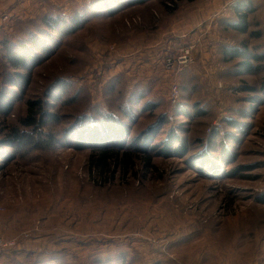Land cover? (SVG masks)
I'll return each instance as SVG.
<instances>
[{
    "label": "rangeland",
    "instance_id": "374dc122",
    "mask_svg": "<svg viewBox=\"0 0 264 264\" xmlns=\"http://www.w3.org/2000/svg\"><path fill=\"white\" fill-rule=\"evenodd\" d=\"M205 1L180 3L172 14L161 0L110 17L103 6L93 8L82 28L35 68L22 104L15 106L9 119L24 115L25 100L44 95L52 79L66 76L67 97L76 101L66 106L56 101L58 116L76 114L88 99L105 100L131 126L119 111L124 95L117 93L143 83L152 89L159 77L164 82L158 90L161 94H154L156 105L138 115L130 127L132 136L164 113L169 114L170 124L158 130L153 144L163 140L171 125H182L188 134L181 136L189 140L196 134L229 131L222 120L232 118L244 129L237 145L228 142L231 163L200 169L199 161H192L197 147L185 141L187 155L154 157L158 171L146 172L135 160V172L124 176L119 169L104 183L89 172L92 150L80 149L84 143L67 141L60 133L68 119L54 128L58 141L48 150L19 153L0 141V237L15 241L6 251L11 254L6 261L33 264V256L39 261L49 253L59 258L53 264H102L107 254L111 261L116 259L115 264L121 260L124 264H264V103L253 107L254 102L247 101L256 95L242 92L247 85L258 88L264 73L233 75L236 69L229 71L231 65L221 61L218 49L205 47V42L237 47L245 41L250 51L256 48L260 53L264 35L250 39L230 25L225 27L223 22L235 17L236 1ZM86 2L0 0V37L13 38L17 33L25 37L26 31H35L34 22L50 5L60 9L63 5L71 12ZM20 20L22 24L14 26ZM248 25L264 33V12L248 13ZM189 49L190 67L166 78L163 68L168 57L160 60ZM117 78L121 82L116 84ZM172 82L180 87L175 103ZM198 102L204 115L189 119L184 114L191 115ZM134 107L133 111L138 109ZM233 168L242 170L233 172ZM24 257L27 260L22 261Z\"/></svg>",
    "mask_w": 264,
    "mask_h": 264
},
{
    "label": "trees",
    "instance_id": "16d2710c",
    "mask_svg": "<svg viewBox=\"0 0 264 264\" xmlns=\"http://www.w3.org/2000/svg\"><path fill=\"white\" fill-rule=\"evenodd\" d=\"M43 1L48 2V0ZM148 1L150 0H87L84 5L78 6L71 12L65 11L63 5L61 6L62 9H60L54 4L47 8V12L40 15L37 22H34L36 25L34 26L35 31H26L25 37H21L18 33L13 35V38L6 34L0 37V133L2 137L0 141L2 144L19 153L48 150L58 141L54 128L56 126L58 128L63 119H68V125L62 128L60 133L64 135L67 141L84 143L83 146L80 145V149L89 147L92 150L88 157L89 172L90 174L95 173L97 178L104 183L109 182L110 178L112 179L114 173H117L119 169H121L124 176L129 172H135V160L139 161V165L146 172L158 171L152 162L154 157H159L164 153H170L173 156L183 153L187 155L188 150L185 141H187L188 145L194 144L197 147L196 152L192 154V161H199L198 166L201 165L200 169L206 168L209 170L212 166L217 169L215 163L216 165L220 163H223L224 166L229 165L231 161L227 160V158L230 156L231 151L228 150V142L232 143V145H237L239 135L243 134L244 129H240L232 118L222 120L228 126L229 131H212L201 136L196 134L189 140H185V136H181L182 134H188L182 125L175 127L171 125L166 128L163 140L153 144V140L159 135L158 130H161L166 124H170L169 114L164 113L156 119L155 125L152 123L148 124L142 127L138 135L132 136L130 127L135 126L138 115L141 116L144 113L151 112L156 105L154 94H161L154 85L151 86L152 89H149L143 83L141 87L138 85L130 87L132 90H128L124 94L117 93L119 96L124 95V102L122 103L125 104L120 106L121 109L119 108V111L123 112L124 118L128 117L126 120L131 126L125 124V119L120 120L117 116L118 112H113L109 109L108 101L105 100L97 102L88 99L85 101L84 107L76 111V114L68 115L66 118L58 116L57 111L54 110L56 101H60L63 106L76 101L75 98L69 99L67 97L70 86L67 83L70 80H65L66 76L52 79L47 84L48 87L46 86L44 95H40L35 100H25L24 115L17 116L14 120L9 119L14 113L15 106L19 102L22 104L21 99L26 95V90L31 83L35 68L41 66L55 55L63 41L82 28L83 23L89 19L86 18L87 13L89 14L97 7L103 6V11L107 13L106 17H110L113 14L115 15V13L124 11L128 7L146 5ZM203 1L161 0V3L165 11L172 14L176 12L180 3L194 4ZM112 5L116 6V10L114 9L115 6L112 7ZM242 7L238 5L234 7L233 13L237 17V23L229 24L233 31L242 32L248 27V13H251V10L249 7L246 10ZM95 15L96 12H93L92 17ZM18 24H22V20L14 23V26H18ZM20 26L22 27V25ZM257 37L260 36L257 35ZM240 46L234 47L232 44L225 43V50L221 51V61L226 63L225 65H231L229 66L231 67L229 71L236 69L233 75H263L264 53L256 51L251 53L250 50L244 49L246 47L244 42H241ZM179 54L180 52H175L173 57L176 58ZM170 55L165 54L160 63L165 60V56L169 57ZM163 69L167 73L165 75L166 78L170 74L174 76L173 72L169 71V69L167 70L166 66ZM117 80V82L114 81L116 84L121 82V79L117 78ZM156 82L158 81L156 80ZM160 82L163 84L164 81L161 80ZM258 82V88L248 85L242 88V92L256 95L247 101L248 103L254 102L253 107L264 103V76H261ZM112 90L114 91V87L107 94L113 92ZM134 105L138 107V109L134 110L137 115L133 111ZM106 106L108 108H105ZM200 107L202 106H199L198 102L191 115L188 113L184 115L189 119L201 117L205 112H201L203 108L200 109ZM232 131H235V134ZM85 143H89V145L85 146ZM163 147H166L165 152H161ZM0 157H2L1 152ZM239 170L242 169L233 168L232 171ZM9 255L11 254L2 253L0 255V264H14L15 260H5V257ZM109 255L107 254L102 258V264H115L113 262L116 259L114 258L115 260L111 261ZM27 257H24L22 261L27 260ZM32 258L34 259L33 264H53L54 259H59L58 257L53 259L49 253L39 261L34 256ZM120 264H124V261L121 260Z\"/></svg>",
    "mask_w": 264,
    "mask_h": 264
},
{
    "label": "crops",
    "instance_id": "0c3cea01",
    "mask_svg": "<svg viewBox=\"0 0 264 264\" xmlns=\"http://www.w3.org/2000/svg\"><path fill=\"white\" fill-rule=\"evenodd\" d=\"M49 1H59V0H49ZM78 1H80V0H78ZM211 0H206L205 1V3L207 2H210ZM217 1V0H216ZM218 1H221V0H218ZM234 1H236L237 3V5L238 6H243L242 8L243 9H245L246 10V8L247 7H249L250 8V10H251V12H253V13H256V12H258L259 10L260 11H262V12H264V0H234ZM64 2H65V4H67V5H69L70 4V0H61V3L62 4H64ZM217 3V2H216ZM235 7V6H234ZM206 11V10H205ZM234 15V14H233ZM235 16V15H234ZM223 23H225V27H227L230 23H233V24H236L237 23V19H236V16L235 17H233V20H231L230 22H223ZM256 28H254L253 30H250V28H249V25H248V27H247V29H245L244 31H239V33L240 34H242V35H248V37L251 39H256V40H260L261 39V36L262 35H264V33L262 32V31H258L257 30V28H258V26H255ZM252 34H254V35H252ZM257 35H259L260 37H257ZM206 36V35H205ZM264 37V36H263ZM219 42H215V41H213L212 43H210V44H208V43H206L205 42V47L207 48V49H213V50H216V48L218 49V52H220L221 53V51H223V49L225 50V48H224V45H225V43L224 42H221L220 44H218ZM263 43V42H262ZM226 44H229V43H226ZM244 44L246 45V42L244 41ZM264 44V43H263ZM230 45V44H229ZM247 47V48H246ZM246 47H244V49H248V50H250L249 49V47L246 45ZM262 50H263V48H264V45L263 46H261L260 47ZM260 49V52L261 53H263L262 52V50ZM256 50H259V49H256L255 48V50H253V51H250L251 53H255V51ZM138 74H142V73H138ZM137 74V75H138ZM142 76H143V74H142ZM145 76V75H144ZM143 76V77H144ZM158 79V82H156V85H155V88L156 89H160V85H161V79L158 77L157 78ZM156 80V79H155Z\"/></svg>",
    "mask_w": 264,
    "mask_h": 264
},
{
    "label": "built area",
    "instance_id": "2783aa9c",
    "mask_svg": "<svg viewBox=\"0 0 264 264\" xmlns=\"http://www.w3.org/2000/svg\"><path fill=\"white\" fill-rule=\"evenodd\" d=\"M191 51L190 49L183 50L180 52V54L176 58L168 57V59L165 61L166 68L176 74L188 68L193 63ZM170 91H171V97L173 100L172 102L175 103L178 100V97L180 95V87L178 86L176 82L172 84ZM14 246H15L14 240H6L3 237H0V255L12 249Z\"/></svg>",
    "mask_w": 264,
    "mask_h": 264
}]
</instances>
